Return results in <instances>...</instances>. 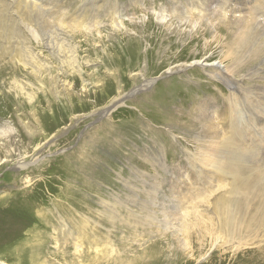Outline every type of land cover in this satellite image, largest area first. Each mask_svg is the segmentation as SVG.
<instances>
[{"label": "rangeland", "instance_id": "rangeland-1", "mask_svg": "<svg viewBox=\"0 0 264 264\" xmlns=\"http://www.w3.org/2000/svg\"><path fill=\"white\" fill-rule=\"evenodd\" d=\"M2 1L10 21H14L15 26L26 37L24 17L21 16L17 4L12 6L14 0ZM82 1L44 0L46 8L55 7L51 9L55 13L54 17L59 13L55 10L59 6L58 9H67L63 20L65 29L59 27L60 37L64 44L74 49L76 60L82 69L80 76L74 72L68 74L69 70L65 66L62 69L55 61L52 63L53 59L45 49H42V53L51 58L49 63L53 67L51 75L49 74L53 77L51 81L45 74L38 81L23 69L15 68L9 56L0 55V127L9 123L21 136L19 139L13 136L0 137V158L4 157L7 144L13 143L10 148V160L0 164V196H3L0 197V261L5 264H264V247L263 250H252L253 245L227 247L226 241H223L209 248L210 243L201 245L191 229H182L180 232L176 230L177 226L173 225H170V229L165 233L161 230L162 236L160 230L154 227L150 228V231L154 232L150 233V236H134L131 229L128 231L129 235L125 234L123 238L112 235L111 246L115 249L112 254L109 249L102 247L100 241L96 243L100 249L94 252L82 239L80 243L83 251L79 254L74 252L72 239L62 230L63 224L54 216V212L55 209H60L73 214L74 209L86 215V206L91 205L85 194L91 193L90 188L65 173V167L72 169L76 162H79L76 158L78 154H75L77 147L86 137L93 140L92 148L86 151L93 156L97 168L91 183L117 193L123 189L121 180L133 184L130 180L140 176V170L146 175H151V183L160 182L162 186V181L167 179L170 171H167V174L161 173L160 178L156 180L155 172L149 163L144 161L149 159V162H152L155 157L159 158V154L164 155V158L169 157L167 164L173 168L177 179L186 176L185 163L177 164L182 159L183 148L195 155L197 143L193 140V135H207V131L202 127L205 123L202 118L206 116L203 117L201 111L195 109L202 94L194 84L203 70L194 69L189 64L203 59H206L207 63H214L220 45L218 42L226 36L224 30L218 27L216 32L220 37L214 39L213 23H207L208 18L202 17L201 21L196 19L197 15H189L186 19V13L172 16L170 0H96L97 5L101 6L100 10L96 14L90 13L89 10L83 13L88 20L82 25L87 30H79L72 20L79 15L80 10H77V7L85 3ZM85 1L90 4L94 2ZM235 1L246 5L241 2L245 0ZM106 3L113 6H110V12ZM161 5L164 11L167 9L162 15H165L162 20L156 17L160 14ZM212 12L216 15L215 10ZM108 14L111 18L115 17L116 21L111 22ZM90 17L93 23L98 21L93 25H98L97 29L89 25ZM46 27H49L45 29L48 35L50 31H56L53 25ZM225 42L222 44L224 47ZM30 43L36 51L41 50V46L34 40ZM183 64L190 67H187L185 72L191 73L188 76L191 79L187 78L181 69L170 71V68L173 70ZM58 68L64 73L57 75ZM261 76L264 77V73L258 75ZM54 79L58 80L57 86L53 83ZM164 80H167V84L151 94ZM145 81L154 83L146 89L143 88ZM230 81L231 86L228 82L227 86L222 82L220 89L238 93L237 83ZM255 83L258 84L257 88L264 86V81L256 79ZM50 84H53L52 87L56 86V89ZM134 86L139 87L137 93H131ZM233 86L237 88L236 91ZM48 89L58 91L52 93ZM204 89L205 92H211L209 88ZM119 92L127 95L120 99L114 109L104 111L103 115L100 114L102 117L97 115L90 119L93 113L100 111ZM30 100H33L37 116L40 118L52 114L45 124L57 125L50 133L57 130L55 135L58 134L59 138L52 144L43 145L40 160L30 164L32 162L29 158L24 164L25 168L16 169L18 156L22 155L19 140L26 145L29 143L28 139H25L27 137L18 117L26 118V121L32 120L28 114ZM71 114L80 118L75 128L68 126ZM64 126H68L67 130H62ZM156 132L160 136L155 135ZM116 139L121 142L119 145L115 144ZM39 142L41 141L37 139L34 144ZM34 144L29 145L30 154ZM112 144L115 146L110 147ZM25 178L31 182L30 188L26 190L32 193V199L27 198L26 203L24 202L27 195H24L23 190H18L21 183L25 184ZM140 178L146 179L144 175ZM173 182L176 183L175 180ZM196 194L195 190L188 192V195L182 194L183 200L175 195V198L180 200V209L191 206L189 199H193ZM34 198L38 199L34 201V206H31ZM163 207L166 208L159 205V208ZM148 208L158 211L157 208ZM39 214H43L44 218H40ZM155 216L160 218L158 214ZM64 220L66 221L62 222L71 223L66 214ZM16 224L17 234H9ZM153 224L159 227V222ZM137 229L139 231L141 227L138 226Z\"/></svg>", "mask_w": 264, "mask_h": 264}, {"label": "bare ground", "instance_id": "bare-ground-1", "mask_svg": "<svg viewBox=\"0 0 264 264\" xmlns=\"http://www.w3.org/2000/svg\"><path fill=\"white\" fill-rule=\"evenodd\" d=\"M91 1H94L93 4L86 3L83 0L82 2L85 3H81L77 7V10H80L79 15L72 20L76 25L75 27H78L76 29L87 30L82 25L88 20L83 13L89 10L90 13L96 14L100 10L101 6L97 5L98 1ZM254 1L255 3L252 4ZM241 2L246 5H242L235 0H186L184 2L183 0H170L169 6L172 16L186 13L184 15L186 19L189 15H197L196 19H201V21L202 17L204 19L208 18L206 22L209 24L213 23L214 39L220 37L218 32H216L218 27L222 28L226 34L225 38L220 39L218 42L220 45L218 46L217 59L214 63H207L206 59H203V61L199 60L189 64L194 69L203 70L200 78L194 84L195 88L202 94L198 99L199 103L196 102L195 109L201 111L203 117L206 116L202 118L205 120V123H202V127L207 131V135L203 137L202 133L201 136H192L197 143L194 151L195 155L183 148L182 159L177 164L185 163L187 166L186 176L177 179L173 174V168L167 164L169 157L166 156L164 158V155L159 154V158L155 159V157L152 162H149V159L144 161L149 163L151 169L155 172L156 180L160 178L161 173L167 174V171H170L167 179L162 181L164 185L162 184L161 186L160 182L151 183V175H146L140 170L139 175H144L146 179L144 180V178L134 175L135 177L130 180L133 184L126 180H121L123 182H120V184L123 189L119 193L91 183L93 181L91 178H95L94 172L97 168L94 164L93 156L87 153L94 142L90 137H86L75 151V154H78L76 158L79 162H76L72 169L68 166L65 167V173L66 176L69 175V177L79 180V183L83 186L90 188L91 193L87 192L85 194L90 199L92 206H86V215L74 209L73 214L66 213V210L63 212L60 209H55L54 212V216L58 217L61 224H63L62 230H65L68 236L71 237L76 254L81 253L82 250L80 239L85 240L88 244L87 246L94 252H98L100 249L96 244L97 241H100L102 247L109 249L112 254L115 250L111 246L112 235L123 238L125 234L129 235L128 231L131 229L132 235L138 234L144 237L154 233L150 231V228L154 227L160 230L159 233L162 236L161 230L164 233L167 232L170 229V225L177 226L176 230L180 232L182 229H191L201 245L210 243L209 248L226 241L227 247L235 246L240 248L253 245L252 250H263L264 86L261 85L257 88L258 84L255 81L256 79L257 81H264L263 76L258 77L259 74L264 73V0H245ZM14 4H17L16 6H18L21 16L24 17L23 23H25L27 35L26 37L25 35L23 36L18 27L15 26L14 21H10L7 9L3 1L0 0V55L9 56L15 68L23 69L29 75H33L38 81L43 74H45V77L48 75L50 81L53 80V77L50 76L51 68H53L49 61L50 57L53 59L52 63L55 61L62 69L65 66L69 70L68 74L74 72L80 76L82 69L78 65L74 49L64 44V40L60 37L61 31L59 27H64L63 20L67 9H58L60 6L58 7L57 5L58 8L55 10L59 13L56 15L57 17H54L55 13L51 9L55 7L46 8L44 0H14L12 6ZM87 5L90 7H86ZM105 5L109 6L110 12L111 5H107V3ZM70 8L72 9V7ZM159 8L160 14L156 17L162 20L165 16L162 15L167 9L164 11L162 5ZM213 10H215L216 15L212 12ZM108 15L111 22L116 21L115 17L111 18V15ZM96 17L98 19L97 15ZM91 18L89 25L97 29L98 25H93L98 23V21L95 20L93 23ZM49 25H53L54 28H52L56 31H50L48 35L45 29L49 28L46 27ZM70 25L72 26V24ZM66 27L68 28V26ZM31 40H34L38 46L40 45L41 50L36 51L33 49L30 43ZM224 42L225 47L222 46ZM42 49H45L50 57L44 56ZM189 66L183 64L173 70L170 68V71L181 69L186 77L190 78L188 76L191 73L185 72L187 67L190 68ZM61 68L56 69L57 75L64 73ZM230 80L237 83L238 93L224 92L220 89L219 85L223 83L227 86L228 82L231 86ZM57 81L54 79V85L57 84ZM193 81L195 82V80ZM152 82L145 81L143 88L152 87L154 83ZM13 83L16 85L15 81ZM166 84L167 80H164L162 84L152 90L151 94H154V90H158ZM65 85L69 87L68 84L65 83ZM56 86L52 88L56 89ZM202 86L211 89V92H205ZM138 88L136 86L131 93H137ZM50 89L48 90L52 91V93L58 91ZM235 89L237 88L233 86L234 91H236ZM126 95L124 92H119L100 111L93 113L90 119L97 115L102 117L100 114L103 115L104 111L114 109L120 99ZM33 103V100H30V111L28 114L32 119L31 121L18 117V122L27 137L25 139H28L29 143L26 145L23 144L22 140H19L21 142L20 151L22 155L18 156L16 169L25 168L26 165L24 164L29 158L30 162H32L30 164L40 160L42 158L41 153L44 150L43 145L52 144L59 138L58 134L57 136L55 135L58 133L57 130L54 133H50L57 125L45 124L52 114L48 116L49 118L46 115L40 118L37 116L38 113H36ZM196 116L199 117L198 114ZM70 118L68 126L69 128H75L80 118L72 114ZM68 126H64L62 130H67ZM155 135L160 136L157 132ZM9 136L17 137L18 139L21 137L14 127L9 123H4L0 127V137ZM37 139L41 142L34 144ZM115 141L116 145L121 143L117 139ZM172 142L174 143L175 140L173 139ZM33 144L34 148L30 154L29 145ZM11 145L7 144V147L4 148L5 154L4 157L0 158L2 160L0 164L10 160ZM113 146L115 145L112 144L110 147ZM27 163L29 165V162ZM24 182V185L20 182L18 190H23L24 195H27L26 198L24 197L26 199L24 203H26L27 198L32 199L30 196L32 194H30L31 191H28V193L26 190L30 188L31 182L27 178H25ZM191 190L197 191L195 197L189 199L192 205L180 209V200H177L175 195L181 199L182 194L188 195ZM37 199L34 198L30 205L34 206V201H37ZM181 200H183V197ZM174 202L175 204L173 205ZM159 205L166 206V208H159ZM148 207L157 208L159 212ZM27 210L30 211L28 208ZM64 214H66L67 219L71 223L62 222L66 221L64 220ZM157 214L160 218H156L155 215ZM39 216L44 218L43 214H39ZM154 222H159V227L156 225L158 223L153 224ZM138 226L141 227L139 231L137 229ZM8 233L11 235L13 233L17 234V224ZM0 264L5 263L0 261Z\"/></svg>", "mask_w": 264, "mask_h": 264}]
</instances>
